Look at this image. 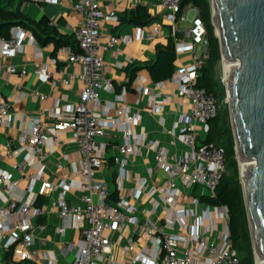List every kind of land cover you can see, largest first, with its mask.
Segmentation results:
<instances>
[{
    "label": "built area",
    "instance_id": "1",
    "mask_svg": "<svg viewBox=\"0 0 264 264\" xmlns=\"http://www.w3.org/2000/svg\"><path fill=\"white\" fill-rule=\"evenodd\" d=\"M36 1L47 5L69 2L82 18L79 25L70 27L78 42L77 51L67 52L68 62L78 63L80 73L55 77L47 66L40 65L35 68V74L53 84H68L70 80L79 78L83 82V89L78 103L68 112L56 111L51 114L52 123H45L42 117H29L20 145L14 146L9 139L0 151V160L11 159V168L21 175L20 179H15L10 171L0 169V264H43L38 251L33 247L36 227L33 220L44 217L49 211L57 213L63 221L57 228L60 234H65L69 225L81 234L78 241H71L64 248H76L72 264H101L103 255L111 251L113 233L127 226L132 227L134 236L143 235L153 245L151 249L144 248L136 254V240L132 236L128 240L127 261L121 264H240L230 239L228 209L225 206H208L202 213L201 223L191 225L185 233H170L167 231L171 225L170 220L166 223L141 220L121 194L123 180L128 175L127 158L140 154L144 146L151 149L155 153L157 167L166 173L165 181L160 186L147 189L146 181L142 180L133 195L146 193L152 196L159 193L164 196L165 201V197L169 196L168 202L175 205L176 214L186 230L193 210L179 207L177 197L181 187H199L207 195H214L226 173L224 148L206 143L197 128L200 125L201 132L207 135L209 122L217 116L220 106L213 93L198 86L201 70L207 65L209 57L206 28L200 10L190 4L182 11L181 0H161L162 7L168 12V20L173 25L171 30L176 54L189 52L193 59L191 64L177 68L171 77L178 86L179 96L190 101L192 112L189 117L182 119L181 125L176 123L168 131L190 147L188 153L174 157V161L170 162L167 150L157 141L142 139L130 128L139 119L138 115L131 114L125 106L120 107L101 98L103 90L113 88L105 74L104 48L101 46L105 34L101 21L118 22L120 17L117 12H105L99 0ZM177 23L186 24L182 36L178 35L180 31ZM161 28L160 22L152 25L148 37H156ZM24 37L35 40L32 33L19 25L11 29L9 37L0 35V58H14ZM118 40V36L109 35L107 49L111 50ZM7 71L19 72L21 77L27 74L25 68L18 71L14 66H9ZM136 82L138 93L149 92L141 78ZM157 86L162 87L163 82L157 83ZM31 95L40 100L48 98L37 90L32 91ZM152 95L156 109H161L162 103L170 99L169 96L162 98L159 92L152 91ZM161 98L162 101L159 100ZM112 109L115 116L110 114ZM11 111L12 104L0 99L1 125L9 122ZM115 124L121 126L123 136L122 141L113 147L118 154V199L111 201V192L106 183L97 180L96 176L106 165L105 145L98 139L107 136V129ZM63 132H69L78 147V166L73 175L51 181L45 177V160L52 151L51 141L57 142L58 135ZM57 167L61 169L63 164L58 163ZM21 181L25 182L24 186ZM72 190L80 193L81 204L68 202ZM53 194L57 196L50 209L39 203L42 197ZM159 207L160 203H156L152 211ZM208 220L211 223L205 227L206 232H202L199 225ZM217 221L222 228L217 226ZM131 254H134L133 257ZM52 264L56 262L53 261Z\"/></svg>",
    "mask_w": 264,
    "mask_h": 264
},
{
    "label": "crops",
    "instance_id": "2",
    "mask_svg": "<svg viewBox=\"0 0 264 264\" xmlns=\"http://www.w3.org/2000/svg\"><path fill=\"white\" fill-rule=\"evenodd\" d=\"M105 12L116 11L120 17L118 22L103 20L101 28L105 34L101 40L103 58L105 60L106 78L112 84V89L101 92L104 101H110L117 106H125L133 115H138L136 123L130 128L142 139H154L158 144L167 150L170 162L174 157H181L190 151V147L176 136L168 133L177 123L182 124L184 117H189L192 112V105L188 99L178 94V86L170 79L163 82L162 87H158L144 67L146 62L156 58L157 46H166L172 35V23L168 20V12L162 7L161 0H99ZM145 8L150 15V22L145 25H136L130 17L137 14L139 8ZM19 10L32 20L30 27L26 28L33 34L35 40L31 41L24 37L22 46L14 58H0V99L12 104L11 117L7 124H0V151H2L7 140H12L14 146L20 145L22 132L28 127L29 117H42L45 123H52L50 117L52 113L61 111L68 112L75 106L80 98L83 89V82L79 78L70 80L68 84H53L51 81H44L35 74V68L42 65L47 66L55 77H68L70 74H79L81 67L78 63H70L67 60V52L77 51V47L64 46L56 50L54 42L43 41L39 36H43L42 30L48 29L57 36L74 35L71 26L79 25L81 15L72 9L69 2H62L57 5H47L36 0H14L12 9ZM42 20L47 23L40 25ZM54 21L52 24L51 22ZM160 22L162 28L160 33L154 37H148V31L155 23ZM186 24L177 23L182 36V31ZM109 35L119 37L116 45L108 50ZM76 38V36L74 35ZM123 38V39H122ZM176 53V52H175ZM193 62L189 52L176 54V69L182 65H189ZM9 66H14L18 71L27 70V74L21 77L19 72L9 73ZM134 78L131 79L132 70L135 69ZM175 69V71H176ZM141 78L144 86L149 88L147 94H140L137 91V79ZM37 90L48 96L47 99L40 100L32 97V91ZM152 91L161 93V97L169 96V101L162 103L161 109L154 107ZM162 98L159 99L162 101ZM156 99V98H155ZM157 100V101H159ZM110 114L115 116L112 109ZM24 117V118H23ZM198 130L200 125H197ZM178 130V129H177ZM176 130V131H177ZM108 135L99 139L105 145V167L98 172L96 179L106 183L111 194L116 191L117 153L114 146L122 141L123 129L119 124H115L107 129ZM200 137L204 135L201 131ZM52 151L46 158L45 177L51 181L58 177H68L73 175L77 169L76 143L71 139L69 132L58 135V141H51ZM11 159L0 160V169L11 172L13 178L20 179L21 175L11 168ZM58 163L63 164V168L57 167ZM127 177L123 180L121 194L135 210V214L141 219H150L160 223L171 221L167 231L170 233H185L191 225L200 222L202 213L207 207L213 206L201 200L207 195L201 188L192 189L181 187L177 197L179 207L193 210V215L189 217L187 229L181 225L180 217L176 214V207L168 202L169 196L165 198L159 193L152 196L142 193L134 196L133 192L142 180H145L147 189L160 186L164 183L166 173L156 165L155 153L147 147H142L141 153L127 158ZM22 186L24 181L20 182ZM117 192V191H116ZM110 194V195H111ZM56 194L49 197H42L40 204L46 205L49 209L55 201ZM70 204H81V195L72 190L68 196ZM160 203L156 211H152L153 206ZM187 220V219H186ZM34 249L39 253L43 264H72L76 248L64 249L71 241H78L81 234L77 233L72 225H69L65 234H60L57 228L63 224L59 215L49 211L44 217L33 220ZM201 223V222H200ZM211 221H204L199 225L202 232H206L205 227ZM217 226L222 228L217 221ZM210 235V234H208ZM133 235L132 227L113 233L112 248L110 253L104 254L101 264H121L127 261L128 240ZM136 254L142 249H151L152 242L143 235H135ZM134 254H131L133 257Z\"/></svg>",
    "mask_w": 264,
    "mask_h": 264
},
{
    "label": "water",
    "instance_id": "3",
    "mask_svg": "<svg viewBox=\"0 0 264 264\" xmlns=\"http://www.w3.org/2000/svg\"><path fill=\"white\" fill-rule=\"evenodd\" d=\"M255 260L264 259V0H211Z\"/></svg>",
    "mask_w": 264,
    "mask_h": 264
},
{
    "label": "trees",
    "instance_id": "4",
    "mask_svg": "<svg viewBox=\"0 0 264 264\" xmlns=\"http://www.w3.org/2000/svg\"><path fill=\"white\" fill-rule=\"evenodd\" d=\"M196 6L200 10L201 18L206 28V39L208 40V61L202 68L198 80V86L213 93L219 100L220 106L217 116L209 122V132L206 143H214L225 150L226 173L223 175L214 195H205L201 200L208 205L228 209V228L232 246L239 258L240 264H255V253L252 235L248 220L247 206L244 197L243 185L240 181L239 162L235 150V141L232 127L229 122V110L221 109V101L225 97V86L215 76V69L222 59L220 42L216 35L215 26L212 23V7L210 0H181L182 11L188 5ZM14 0H0V35L10 36V31L15 26L30 27L32 20L24 15L19 8L12 9ZM130 20L136 25H145L150 22V15L145 8H139L136 15ZM47 23L42 20L40 25ZM40 40L53 41L56 50L64 47H77V39L74 35L57 36L51 30L43 29ZM176 53L174 38H170L166 46H157L156 58L146 62L144 67L148 70L154 82L170 79L176 69ZM132 70L131 79L134 78ZM109 199L116 201L117 192H113Z\"/></svg>",
    "mask_w": 264,
    "mask_h": 264
},
{
    "label": "rangeland",
    "instance_id": "5",
    "mask_svg": "<svg viewBox=\"0 0 264 264\" xmlns=\"http://www.w3.org/2000/svg\"><path fill=\"white\" fill-rule=\"evenodd\" d=\"M211 1V0H210ZM215 76L218 80H220L223 85L225 86V97L224 99L221 101V109H228L229 110V104H228V98H227V92H226V85H225V67H224V61L223 59H221V61L219 62V64L217 65L216 69H215ZM229 115H230V111H229ZM229 122H230V125H231V118L229 116ZM199 131H201V126H200V129ZM204 135V138L203 140H206V137L207 135L206 134H203ZM99 140V139H98ZM239 162V161H238ZM241 164L239 162V174H240V181L242 183V179H241ZM255 264L256 263V260H255Z\"/></svg>",
    "mask_w": 264,
    "mask_h": 264
},
{
    "label": "bare ground",
    "instance_id": "6",
    "mask_svg": "<svg viewBox=\"0 0 264 264\" xmlns=\"http://www.w3.org/2000/svg\"><path fill=\"white\" fill-rule=\"evenodd\" d=\"M230 66H231V63H230V62L227 63L226 61H224L225 76H226L227 67H230ZM240 164H241V168L244 169V166L247 165V162L240 161ZM256 263H257V264H264V259L261 258V257H257Z\"/></svg>",
    "mask_w": 264,
    "mask_h": 264
}]
</instances>
